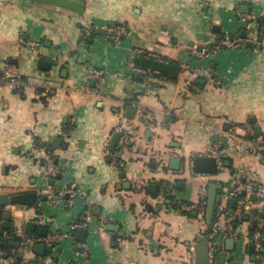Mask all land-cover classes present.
Returning <instances> with one entry per match:
<instances>
[{"label":"crops","instance_id":"crops-1","mask_svg":"<svg viewBox=\"0 0 264 264\" xmlns=\"http://www.w3.org/2000/svg\"><path fill=\"white\" fill-rule=\"evenodd\" d=\"M80 1L82 15L35 0H0V191L44 195L47 184L54 192L69 184L80 190L70 206L39 200L4 207L11 218L4 227L0 214V264H18V257L19 264H189L187 252L196 260L209 225L182 203L199 200L203 181L220 183L223 192L245 170L261 195L234 227L239 238L224 240L218 264H253V245L242 236L264 218V158H237L228 147L236 141L231 135L264 136V0ZM117 25L126 33L111 37L93 29ZM226 35L239 45L217 49ZM137 56L177 63L179 76L137 66ZM197 68L210 74L199 76ZM97 70L104 71L101 81ZM10 77L32 86L17 88ZM195 77L199 85L190 89ZM128 105L137 108L132 118ZM120 123L130 133L122 163L115 164L108 143ZM218 152L217 172L194 171L192 158ZM48 159L61 176L47 179ZM232 200L227 207H234ZM83 210L90 225L81 240L69 225ZM32 219L37 227L25 234L47 244L43 256L34 247L26 252L21 236L7 237L13 225L23 230ZM43 226L49 230L44 237Z\"/></svg>","mask_w":264,"mask_h":264},{"label":"built area","instance_id":"built-area-1","mask_svg":"<svg viewBox=\"0 0 264 264\" xmlns=\"http://www.w3.org/2000/svg\"><path fill=\"white\" fill-rule=\"evenodd\" d=\"M245 25L248 28L250 27L248 23H246ZM109 29L111 30V37H118L119 35L126 33L125 27L121 25L110 27ZM27 45L30 48H35L37 46V44L33 41H28ZM220 45H225L227 47H236L239 45V39H235L226 35L219 42L216 48L219 49ZM128 68H134L132 58H130L128 61ZM194 72L199 76L210 74L208 71L201 68L195 69ZM103 73V70H97L94 73L98 81H101ZM9 80H11L15 84V86L20 89L27 87L28 85L32 86V83L28 79H25L23 77H10ZM146 124L149 127H152L154 125L153 118L149 117L146 121ZM116 131L120 133V138L118 140L117 148L113 153L110 152V155L115 164H120L122 163L120 154L122 151H124V148L129 141L130 131L122 123L117 125ZM231 137L234 138V140L236 138V141L228 147V151L229 153L234 155V157L242 158V156L250 154L261 155L264 158V136L261 133L251 132L250 134L249 132L245 137H237L232 135ZM219 154L221 153L218 152V154H216L214 157L217 161L218 168L221 167V164L223 162V156ZM62 174L63 170L59 166H57L52 159H48L45 169V175L47 179H54L58 176H61ZM208 184L209 182L206 180L199 185V200L196 203L184 202L182 203V208L186 210H195L199 212V214L203 215L207 201ZM41 193L46 195V200L50 205L63 203L66 206H70L74 202V199L78 195V193H80V190H78L74 184H69L60 186L57 191L54 192L52 186L47 184L45 187H43ZM220 194L221 198L219 201L217 199L214 210V217L211 224L209 225L206 240L208 245L209 264L219 263L220 253L223 249V242L226 238H239L240 234L236 232L235 228L232 226V222L236 219H240L241 217L245 218L247 215H249V213L252 211L253 204L256 201V197H259L261 195V187L254 180L252 173L248 170H245L243 172L241 171L236 173L228 183L225 190L223 192L221 191ZM228 199L235 200L234 207H227L225 201H227ZM41 215L42 214L37 217V221L39 223L44 222ZM89 218L90 217L88 210H83L80 218L69 225L70 231L75 230L79 227H88L90 225ZM105 220V218L101 219V221ZM15 235L24 238L22 239V244L25 247L26 252L31 251L36 241L39 240V238L27 237L22 228H20V226L18 225H13L11 230L7 233L8 238L14 237ZM57 236L58 235H54L51 240L48 239L47 241L54 242V238H58ZM242 238L248 240L253 245V264H264V218L258 217L253 231L246 232L244 236H242ZM79 245L81 247L86 246L85 243H80ZM187 256L189 264H197L192 249H189V251L187 252ZM26 264H48V262L44 259H41Z\"/></svg>","mask_w":264,"mask_h":264},{"label":"water","instance_id":"water-1","mask_svg":"<svg viewBox=\"0 0 264 264\" xmlns=\"http://www.w3.org/2000/svg\"><path fill=\"white\" fill-rule=\"evenodd\" d=\"M36 2L48 4L57 6L63 9H67L70 11L75 12L78 15H82L84 12V6L82 1L80 0H35ZM97 33L101 34H111V31L106 29L105 27H93ZM246 31H243V34H245ZM43 64L46 63L42 61ZM134 63L137 66H140L142 68L157 71L160 73H164L167 75H170L172 77H178L181 66L177 63L169 62L160 60L154 57L150 56H137L134 60ZM45 65V64H44ZM203 82V80H201ZM126 116L128 118H132L137 110L135 105H128L126 107ZM140 120L144 119V114L139 116ZM149 130L147 131V133ZM120 138V133L114 132L108 143V148L111 153L115 151L116 145L118 143V140ZM60 141V138H54L52 141V144L55 146H58V142ZM172 166L177 167L176 165L178 162H180V158L172 159ZM225 164H228V160L224 161ZM192 168L194 171L198 172H207V173H215L218 171V164L214 157L209 156H196L191 159ZM222 185L220 183H210L207 188V201L206 206L204 210V218L207 223V225H210L213 217H214V210L217 203L218 194L221 193ZM39 200H46V195H39V193L36 190H29V191H21V192H8V191H0V214L2 217L1 225L4 227L10 226L9 219L11 218V213L9 210H3L4 207L9 205H23V206H35ZM235 200H232V203H234ZM195 212V211H194ZM264 216V213L261 214ZM256 221H253V224ZM51 222H48V225H50ZM112 226V225H110ZM112 229L116 230L119 228V225H114ZM37 227V221L35 220H27L24 225L23 232L30 235L33 233L34 229ZM88 227H79L76 229V233L80 234V239L84 240V235L87 232ZM48 228L47 227H40L39 228V234L41 236H47L48 234ZM83 234V237H82ZM234 241L233 238H229L228 242L232 244ZM2 242H0L1 244ZM12 244L14 242L11 241ZM16 246H19V243H15ZM46 243L45 242H38L34 245V251L43 256L45 249H46ZM252 248V245H251ZM198 255L196 256V263L197 264H209L207 255H208V245L207 242L201 243L198 246ZM231 264H240L239 261H232Z\"/></svg>","mask_w":264,"mask_h":264},{"label":"trees","instance_id":"trees-1","mask_svg":"<svg viewBox=\"0 0 264 264\" xmlns=\"http://www.w3.org/2000/svg\"><path fill=\"white\" fill-rule=\"evenodd\" d=\"M190 89H191V87L193 86V85H199V83L197 82V80H196V77H195V79H192L191 80V82H190ZM243 219H244V217H241L240 219H236V220H234L233 222H232V226L233 227H236V225L239 223V222H241V221H243ZM255 228V226H253V227H251L250 229H249V232H251V231H253V229ZM18 259V262H16V263H21L22 262V259H21V257L19 258H17Z\"/></svg>","mask_w":264,"mask_h":264},{"label":"rangeland","instance_id":"rangeland-1","mask_svg":"<svg viewBox=\"0 0 264 264\" xmlns=\"http://www.w3.org/2000/svg\"><path fill=\"white\" fill-rule=\"evenodd\" d=\"M41 195V194H40ZM44 207V206H43ZM21 228V227H20Z\"/></svg>","mask_w":264,"mask_h":264}]
</instances>
